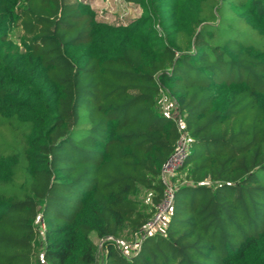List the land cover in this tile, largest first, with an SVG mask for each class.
Here are the masks:
<instances>
[{
    "label": "trees",
    "instance_id": "obj_1",
    "mask_svg": "<svg viewBox=\"0 0 264 264\" xmlns=\"http://www.w3.org/2000/svg\"><path fill=\"white\" fill-rule=\"evenodd\" d=\"M135 1L0 0V264H264V0ZM182 132L167 222L125 254Z\"/></svg>",
    "mask_w": 264,
    "mask_h": 264
},
{
    "label": "rangeland",
    "instance_id": "obj_2",
    "mask_svg": "<svg viewBox=\"0 0 264 264\" xmlns=\"http://www.w3.org/2000/svg\"><path fill=\"white\" fill-rule=\"evenodd\" d=\"M85 10L91 12L95 20L99 22H108L113 24H125L128 21L139 18L143 16L147 9H145V3L137 2L135 0H78ZM8 33V39L14 44L17 51H24V46H22L20 41L21 29L15 24L6 25ZM158 109L168 115L175 118L176 122L180 124V117L175 107L173 100L167 96L164 92L160 94V99L158 102ZM185 118V117H184ZM182 123V122H181ZM180 172L173 173L174 179L169 177V186H173L178 182L182 181V174ZM151 191L140 189L137 191L136 198L146 205H151ZM159 214V217L155 220V216ZM169 215V207L166 204L159 203L156 205V211L149 219V221L144 225L143 229L137 233L128 235L124 239H121L119 246L125 254H132L137 251V246L141 241L142 237L146 233H153L155 231H162L165 226ZM153 222V223H152Z\"/></svg>",
    "mask_w": 264,
    "mask_h": 264
},
{
    "label": "built area",
    "instance_id": "obj_3",
    "mask_svg": "<svg viewBox=\"0 0 264 264\" xmlns=\"http://www.w3.org/2000/svg\"><path fill=\"white\" fill-rule=\"evenodd\" d=\"M177 122L179 129L182 131L183 123ZM187 152V140L185 134L182 132L180 138L177 141L174 152L169 156V158L162 164L161 177L166 184L164 189V199L163 203L166 204L167 208L170 206L172 199V187L169 186L168 179L173 175L176 168L181 164L183 158ZM162 203V202H161ZM159 217V214L155 216V220ZM153 223V222H152Z\"/></svg>",
    "mask_w": 264,
    "mask_h": 264
}]
</instances>
